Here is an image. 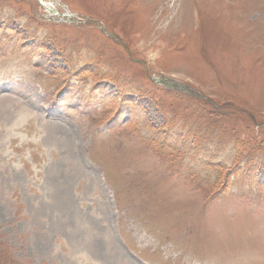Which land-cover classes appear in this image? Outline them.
<instances>
[{
  "label": "rangeland",
  "instance_id": "374dc122",
  "mask_svg": "<svg viewBox=\"0 0 264 264\" xmlns=\"http://www.w3.org/2000/svg\"><path fill=\"white\" fill-rule=\"evenodd\" d=\"M42 1L0 0V264H264V0Z\"/></svg>",
  "mask_w": 264,
  "mask_h": 264
},
{
  "label": "trees",
  "instance_id": "16d2710c",
  "mask_svg": "<svg viewBox=\"0 0 264 264\" xmlns=\"http://www.w3.org/2000/svg\"><path fill=\"white\" fill-rule=\"evenodd\" d=\"M154 86L155 88H157L155 85H152ZM159 90V89H158ZM193 98V97H191ZM195 99V98H194ZM203 102H206L204 100H202ZM208 103V102H206ZM210 106L213 107L212 104L208 103ZM224 108L221 109V111H224V110H228V111H232V112H235L234 109L227 107L225 105H223ZM228 108V109H227ZM216 108L214 107V109L212 111H214ZM220 111V109H219ZM220 111V112H221ZM228 111H225L227 112V114L229 115H234L235 116V113H232V112H228ZM168 124L165 123L164 127L165 128H168L167 127ZM150 127V126H149ZM170 127V126H169ZM211 129H217L214 125L210 126ZM151 128V127H150ZM165 128H158V130H154V129H151L152 132L155 134V138H157V144H158V149H166L168 152V157L170 156V153L174 154V158L175 159H178L176 161H182V153L180 154V152L184 149V145H181L179 147V150H174V148H169V144L171 142V139H170V136H169V131ZM195 137V136H194ZM154 139V138H153ZM212 146V145H211ZM192 147L195 149V152H196V155H199L200 153V150L205 147V146H202L200 144H197L195 141L193 142L192 144ZM217 150V148H215ZM247 163V162H246ZM208 167H211L212 169H215V170H218L217 172H214L216 174H219L220 170L224 169L225 170V173L224 175H222L220 178L219 176L217 175V178H215V181H216V186L217 185H221V183L224 181V179L226 177H231L232 179L233 178H236L238 180V182L241 181V179L243 178H248L249 177V174L251 173V166L250 164H245V166L242 168L241 167V162H238V163H235L233 166H225L223 163H215L214 160L210 161V162H207L206 164ZM220 174H222V172H220ZM240 175H243L242 178H240ZM213 178V176H212ZM215 187L213 188V190L215 191ZM213 191V193H214ZM221 192V189L218 190V193Z\"/></svg>",
  "mask_w": 264,
  "mask_h": 264
},
{
  "label": "bare ground",
  "instance_id": "6f19581e",
  "mask_svg": "<svg viewBox=\"0 0 264 264\" xmlns=\"http://www.w3.org/2000/svg\"><path fill=\"white\" fill-rule=\"evenodd\" d=\"M49 8V7H48ZM51 8V7H50ZM222 118V117H221ZM224 118V117H223Z\"/></svg>",
  "mask_w": 264,
  "mask_h": 264
}]
</instances>
